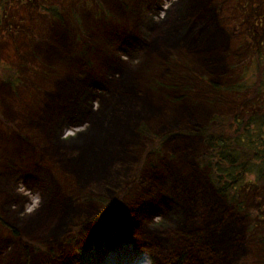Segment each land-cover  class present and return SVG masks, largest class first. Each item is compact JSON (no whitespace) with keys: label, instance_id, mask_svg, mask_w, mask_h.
Listing matches in <instances>:
<instances>
[{"label":"trees","instance_id":"obj_1","mask_svg":"<svg viewBox=\"0 0 264 264\" xmlns=\"http://www.w3.org/2000/svg\"><path fill=\"white\" fill-rule=\"evenodd\" d=\"M143 1L146 2L138 0L134 4V0H123L125 9L120 15H114L115 20L110 11L103 12L82 26L81 45L71 39L73 56L64 63L76 67L75 70H81L82 65L88 68V75L82 74L88 84L94 72L91 70L93 63L96 66L97 62L112 61L114 65L108 67L112 73L107 74L109 78L105 77L108 85L118 86L105 93H109V97L104 106L94 112L96 119L91 122L89 131L81 133L88 137L86 141L66 145L56 142L53 134H49L50 137L45 131L46 135H30L29 143L27 137L21 143L23 148L28 147V158L50 159L62 168L71 167L74 169L72 178L88 177V182L91 178L90 187L79 195L70 194L61 187L57 194L62 199L55 208L42 201L22 216L15 211L16 205H11L12 202L18 204L19 197L24 196L19 193L15 197L6 191L0 202V264H72L77 251L90 243L87 241L95 229L114 226L105 225L108 220L117 219L118 227L131 225L133 229L137 223L129 211L140 197L151 196L156 187L155 179H144L145 167L149 166L150 171L158 169V173L163 174L161 167L164 165L157 166V159H153L160 155H156L161 152L158 145L166 138L161 134L184 133L176 130L177 124L186 119L182 115L186 103L208 106L217 114L220 99L225 98L223 90L234 89L231 87L234 83H224L228 74L223 76L220 53L224 54L225 48L221 45L225 44L227 36L216 25L214 31L210 30L212 39L198 46L199 51L203 48L206 59L214 58L216 62L205 61L196 48L191 51L198 60L184 50L185 38L197 37L194 34L199 19L212 18V0H185L182 9H175L171 4L163 19L156 21L144 18L150 14L144 10ZM49 11L54 17L60 16L58 11ZM134 37L143 41L142 47L127 41ZM136 58L139 61L133 65ZM118 59L125 63L123 70ZM201 71L213 75L205 77ZM130 88L136 89L143 99L132 96ZM257 109L248 112L249 118L242 122L240 131L234 128L233 136L225 132V121L219 124L216 116V127L210 134L207 133L208 124L201 119L195 124L197 126L189 129L196 133L191 137L199 135L201 142L203 140V150L196 155L193 145L187 143L182 152V155L187 154L183 167L189 168H183L180 176L175 174V177L180 184L188 186L185 200L174 199L163 192L166 197L173 198L177 208L170 210L165 206L162 219L147 226L146 234L154 242L136 240L139 233L134 229L128 237L130 228L126 232V238L135 247L151 255L153 264H246L253 243L262 245L258 239H264V226L259 223L257 228L256 218L259 222L264 218V149L258 145H264V112L258 113ZM175 114L181 118H171L169 123L163 118ZM231 114L232 111L228 113ZM74 117H88V105L78 106ZM166 125L169 128L160 130ZM144 140L147 142L141 156L143 169L132 170L130 162L139 155V146ZM29 150L34 155H30ZM12 152L11 149L10 155L8 151L0 153V160L4 162L0 169L6 168V172L14 163ZM90 165L93 166L88 170ZM250 173L255 176L254 182H245ZM137 189L144 190L136 194ZM154 199L153 195L150 200ZM25 200L24 197L22 202ZM123 205L122 209L113 210L115 213L110 217L104 213ZM83 232L84 237L81 236Z\"/></svg>","mask_w":264,"mask_h":264},{"label":"rangeland","instance_id":"obj_2","mask_svg":"<svg viewBox=\"0 0 264 264\" xmlns=\"http://www.w3.org/2000/svg\"><path fill=\"white\" fill-rule=\"evenodd\" d=\"M176 1L178 0H146L145 3L143 1L144 10L150 14L144 18L149 21L163 19L167 7ZM135 2L138 3V0H134V4ZM211 4L212 18L199 19L200 23L194 34L197 37L195 39L186 37L184 42L187 46L184 50L198 60L191 51L196 48L205 61L216 62L214 58H205L202 47L200 51L198 49L200 44L212 39L210 30L214 31L216 25L227 36L225 44L221 45L225 48L224 54L220 53L224 64L222 69L225 71L223 76L228 74L224 83H234L231 86L234 89L223 90L225 98L220 99L217 114L208 106H193L186 103L185 111L182 113L186 119L177 124L176 130L184 133L176 135L174 131L161 134L166 138L163 143L161 141L162 145H158L161 152L156 155H160L157 157L151 153V156L157 159L155 161L157 166L164 165L161 167L163 174L158 173V169L150 171L149 166L145 167L144 179H155L156 187L151 196L140 197L134 208L129 211L130 217L138 224L133 226L134 232L139 233L136 240L154 242L153 238L146 234L149 230L147 226L162 219L165 206L170 210L177 208L173 198L181 197L185 200L188 186L180 184L175 177V174L180 176L183 168H189L183 167L187 163V154L182 155V152L187 143L193 145V153L197 152L196 155L203 150V140L201 142L199 135L191 137L196 133L190 132L189 129L197 126L201 119L203 123L208 124L207 133L210 134L215 130L217 117L219 124L225 121L223 124L225 132L233 136L234 128L240 131L242 122L249 118L247 115L249 111L258 107V113L264 112V0H212ZM124 6L123 0H0V153L8 151L7 154L10 155L12 149L11 159L14 163L20 162L13 163L7 172L6 168L0 169V202L6 191H10L15 197L19 193L22 194L26 200L22 202L24 197L20 196L18 204L12 202L11 205H16L15 211H18L19 216L33 210L42 201L55 208L57 202L62 199L57 194L61 187L74 195L89 190L91 178L89 182L88 177L83 179L78 175L72 178L74 169L71 167L62 168L50 159L40 161L28 158L26 154L28 147L23 148L21 142H24L22 141L24 137H27L28 142V136L44 135L46 132H49L47 135L53 134V140L56 142L66 145L78 144L88 139L81 133L89 131L91 122L96 119L94 112L102 108L104 101L109 97V93H105L118 86L112 87L106 80V77L109 78L107 74L112 73L108 67L114 63L97 62L96 66L93 63L91 70L94 72L91 79L88 78L91 83L89 89V83L86 84L82 75L84 73L88 75L86 73L88 68L84 69L85 66L82 65L81 70H75L76 67H69L64 62L73 56L71 39L76 45H81L83 25L109 11L115 20L114 15H120L125 9ZM147 8L157 12L151 13ZM49 9L58 11L60 16L54 17ZM175 9H182V5L176 6ZM127 41L133 42L139 48L143 46V41L140 42L135 37L128 38ZM210 55L211 50L208 56ZM138 61L139 59H134L133 65ZM118 62L122 63L123 70L124 61ZM201 73L205 77L213 75L208 71ZM94 85H97L96 88ZM128 91L132 96L143 99L136 89L130 88ZM83 104L88 105V117H74V110ZM230 111L231 116L228 115ZM82 118L80 122L79 119ZM163 118L169 123L171 118L181 117L175 114ZM22 128L25 131H22ZM167 128L169 126L166 125L160 127V130L165 131ZM169 136L170 140H167ZM146 142L144 140L141 143L139 155L132 163L130 162L132 170L143 169L141 156ZM258 145L264 149L263 144ZM29 151L30 155H34L31 150ZM0 164L4 165L3 160H0ZM92 166H88V170ZM86 172L88 174V171ZM246 178L245 182L253 181L255 176L250 173ZM143 190L137 189L136 194ZM163 192L169 193L173 198L168 196L169 199ZM153 195L155 199L152 201L150 198ZM123 207L124 205L104 213L110 217L115 213L113 210ZM256 220L257 228L259 223L264 226L263 217L261 222L257 218ZM130 227L132 226L126 225L112 233L97 232L87 241L90 243L85 249L77 251L73 261L75 264H149V262L151 264L153 260L150 254L136 249L126 235L122 238L125 240L116 241L119 239L116 234L120 230L126 233ZM133 229H129L128 235ZM81 236L84 237L85 232ZM259 241L262 245L259 247L253 243L246 264H264V239L259 238Z\"/></svg>","mask_w":264,"mask_h":264},{"label":"bare ground","instance_id":"obj_3","mask_svg":"<svg viewBox=\"0 0 264 264\" xmlns=\"http://www.w3.org/2000/svg\"><path fill=\"white\" fill-rule=\"evenodd\" d=\"M183 1H184V0H178V1H176V2H173L172 6L175 8L176 6L182 4ZM169 7H170V5H169L167 8H169ZM166 10H167V9H166ZM165 12H166V11H165ZM207 53H209V51H206V54H207ZM31 211H32V210H30L29 212H31ZM116 220H117V219H116ZM116 220H111V221L108 220V221L105 223V225H109V224L114 225V226H111V228H110V227H106V228H104V229H99V228L95 229V230L93 231V233H92L91 239L93 238V235H95L97 232H100V231H106V232H111V233L117 231V229L120 228V227H118V224H117ZM106 229H107V230H106ZM124 233H125V232H124L123 230H120L119 233H117L116 235H118V238H119V239H122V238H124L125 235H126V233H125V234H124ZM128 236H129V235H128ZM134 247H135V245H134ZM135 248L138 249V247H135ZM72 264H75V262L73 261Z\"/></svg>","mask_w":264,"mask_h":264}]
</instances>
